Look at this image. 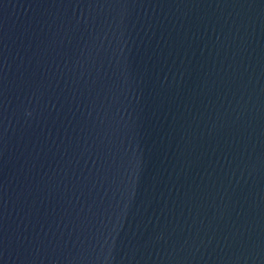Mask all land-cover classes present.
<instances>
[{
    "label": "water",
    "instance_id": "1",
    "mask_svg": "<svg viewBox=\"0 0 264 264\" xmlns=\"http://www.w3.org/2000/svg\"><path fill=\"white\" fill-rule=\"evenodd\" d=\"M0 264H264V0H0Z\"/></svg>",
    "mask_w": 264,
    "mask_h": 264
}]
</instances>
